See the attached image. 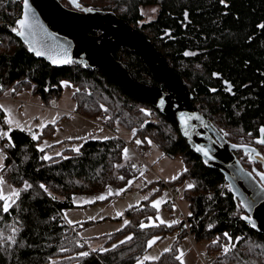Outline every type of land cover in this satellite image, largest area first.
<instances>
[{"label":"trees","instance_id":"obj_1","mask_svg":"<svg viewBox=\"0 0 264 264\" xmlns=\"http://www.w3.org/2000/svg\"><path fill=\"white\" fill-rule=\"evenodd\" d=\"M60 1L71 7L69 0ZM23 2L0 0V98L9 91L17 94L29 90L48 104L61 95L63 81L71 82L76 87L77 114L110 127L135 131L142 147H149L152 140L166 155H183L186 170L173 184L185 178H191L193 184L185 193L191 215L178 225L182 228L180 237L211 240L207 248L212 256L210 264H264V234L243 219L245 209L221 171L204 165L167 116L157 112L156 121H148L152 105L102 70L77 63L56 67L36 58L13 31L20 30ZM80 3L91 9L113 11L143 32L192 91L198 110L229 141L254 145L264 157V146L256 141L264 127V28L260 27L264 25V0ZM153 5L160 8L159 13L146 21L142 7ZM115 57L134 79L161 85L128 47L117 49ZM227 83L232 86L230 91ZM0 122V131L9 130L1 108ZM55 127L47 125L38 139L17 128H11L6 136L8 147L2 170L7 182L20 191V197L8 212L3 211L4 202L0 201V264H139L149 249V240L164 236L177 225L148 224L155 209L143 203L127 210L128 224L111 234L102 248L86 250L87 243L79 237L77 226L68 222L64 210L74 206V194L99 192L110 182H127L137 175L136 165L127 162L119 169L121 176L113 175L115 165L123 160L126 144L112 132L107 139L93 134L79 138V152L65 147L61 155L43 159L48 149L41 151L39 143L44 136L53 134ZM66 141L57 146L66 145ZM235 153L246 168L251 169L246 166L251 164L260 168L262 163H252L244 151ZM25 184L31 188L25 189ZM142 223L146 227L141 228ZM9 236L16 242L7 240ZM225 245H230L231 251L225 253ZM82 252L89 255L82 256ZM176 255L174 247L158 261L180 262Z\"/></svg>","mask_w":264,"mask_h":264},{"label":"water","instance_id":"obj_2","mask_svg":"<svg viewBox=\"0 0 264 264\" xmlns=\"http://www.w3.org/2000/svg\"><path fill=\"white\" fill-rule=\"evenodd\" d=\"M69 3L71 7L60 0H28L30 27L22 29L25 35L19 37L29 51L56 67L77 63L86 68L100 69L136 97L147 100L158 113L178 126L204 165L221 171L245 209L243 219L248 217L244 220L264 234V179H261L264 172L259 171L258 177L255 176L235 153L242 150L251 160L262 161L264 166L261 150L254 145L229 141L194 105L192 91L167 57L128 20L113 11L85 7L80 0H75V3L69 0ZM24 13L23 2L21 19ZM123 47L138 55L161 85L134 79L125 64L115 57L116 50ZM37 51L42 55H37ZM66 57L70 63L63 62ZM262 135L260 131L256 141Z\"/></svg>","mask_w":264,"mask_h":264},{"label":"rangeland","instance_id":"obj_3","mask_svg":"<svg viewBox=\"0 0 264 264\" xmlns=\"http://www.w3.org/2000/svg\"><path fill=\"white\" fill-rule=\"evenodd\" d=\"M142 12L144 19L149 21L156 17L158 6H144ZM62 85L61 95L54 98L49 105L44 103L41 96L33 95L29 90L17 94H12L9 91L4 94V99L0 100V105L3 106L1 109L6 113V120L11 118L19 122V127L16 123L11 125L8 123L9 130L23 128L32 136L35 134L38 137L47 125H56L54 133L44 136L39 143L40 148L48 149L46 156L50 157L58 153L61 154L65 147L79 148L81 142L78 139L88 136L87 134L90 132H93L91 134L95 138L112 135L97 121L95 123L81 121L82 117L76 116L75 113L77 109V102L74 98L75 85L68 81H63ZM12 96L17 99H30V102H15L7 98ZM5 109L10 111H5ZM9 130L6 129L3 132L8 133ZM118 131L124 140L133 141L136 149L142 148L141 143H137L138 140L141 141L140 137H135L132 130L119 128ZM64 140H67L66 145L57 146ZM148 148L150 154L146 160L150 166L141 164L135 151L126 144L127 156L124 154L122 162L115 165L113 175L121 176L122 173L119 169L127 162H134L137 175L123 184L110 182L99 192L74 194L72 198L74 206L65 209L64 215L68 221H72L71 224L77 226L79 237L87 243L86 250H97L103 247L111 234L126 227L129 222L127 210L143 203L153 207L155 201H161L158 208L153 207L155 213L148 224L160 223L171 225V227L177 225V228H172L160 238H151L149 242L154 239L156 242L149 247L140 261L163 264L158 260L166 250L175 247L176 256H179L181 252L184 253L182 257L184 264H204L199 253L203 256L208 255L207 248L211 240L206 238L197 240L189 235L180 237L182 228L178 227L191 214L190 203L185 193L189 185L193 184L192 179L185 178L177 182L176 185L173 184L186 170L185 159L181 154L166 155L154 142L149 143ZM3 162L4 157H0L1 167ZM161 182L167 183V185L162 186ZM141 186H145V188L140 189ZM15 189L18 191L17 188ZM100 196H104L105 199H97ZM161 220L165 223H161ZM177 221L178 223H174ZM145 257H158V259L146 260ZM170 264H181V261Z\"/></svg>","mask_w":264,"mask_h":264},{"label":"snow or ice","instance_id":"obj_4","mask_svg":"<svg viewBox=\"0 0 264 264\" xmlns=\"http://www.w3.org/2000/svg\"><path fill=\"white\" fill-rule=\"evenodd\" d=\"M73 2L75 3V0H73ZM76 6L79 7V4H77ZM24 8H25L24 18L20 19L18 21L21 30L13 28V31H16L17 34L20 35V36H24L25 35V32L22 29L30 27V25L28 23V12H27L28 0H24ZM89 11H91V9H89ZM153 11H155V10H153ZM260 27L264 28V25H261ZM36 54L37 55H42V53L39 52V51H37ZM185 55H192V53H185ZM53 62H56V61L54 60ZM63 62L64 63H70L71 60L66 57ZM0 87H2V86H0ZM13 91H15V89H13ZM2 107L3 106L0 105V108H2ZM5 111H10V110L9 109H5ZM105 111H107V109H105ZM197 118H199V117H197ZM182 119H183V117H182ZM8 123L10 125L13 124V123H16V125L19 127V122L14 121L11 118L8 120ZM52 123H55V121H52ZM21 130H24V129L21 128ZM260 131H261L262 134H264V128H261ZM0 136H8V133L0 131ZM9 139H10V137H9ZM33 139H38V137L35 134H33ZM105 139H107V137H105ZM257 142L261 143V144H264V135H262L261 138ZM137 143L139 144V143H141V141L138 140ZM149 143H151V141H149ZM40 150L43 151V148H41ZM75 151L79 152V148H76ZM198 151H204V150L203 149H198ZM124 154H125V156H127V149L124 150ZM205 154H207V153H205ZM57 155H61V154L58 153ZM43 159L49 160V159H51V157L50 156H44ZM261 179H264V174L261 175ZM4 183H5V181H4L3 177L0 176V201L4 202L3 203V211L4 212H8L9 209L11 208L12 204L15 203V200H17L20 197V191H17V190L13 189L8 194H5L4 191H3V187H2L4 185ZM40 187L44 188V185H40ZM189 187H192V185H189ZM27 188H31V185L25 184V189H27ZM45 191H47L46 188H45ZM97 199H101L102 200V199H105V197L104 196H100V197H97ZM160 203H161V201H155L154 204H153V207H157L158 208ZM149 219H151V218H149ZM244 219H248V217H244ZM68 222L70 224L72 223V221H68ZM161 223H165V222L161 220ZM174 223H178V221L174 222ZM169 226H171V225H169ZM143 227H146V225H144L142 223L141 224V228H143ZM14 231H15V229H14ZM224 235L228 236L227 233H225ZM6 239L12 241V243L16 242L15 238L12 237V236L7 237ZM127 239L131 240L132 237L130 236ZM228 239H229V241H231L232 238L228 237ZM155 242H156L155 239L150 241L149 242V247H151L153 244H155ZM218 242L219 241H214V243H218ZM121 243H124V241H122ZM166 251H170V250H166ZM229 251H231V246L230 245H225L224 246V252L227 253ZM80 255L87 257L89 255V253L88 252H82ZM183 255H184V253L181 252L179 256L175 257V259L181 261V264H184L183 259H182ZM144 259H146V260L147 259H153L154 260V259H158V257H145ZM139 264H143V261H140Z\"/></svg>","mask_w":264,"mask_h":264},{"label":"built area","instance_id":"obj_5","mask_svg":"<svg viewBox=\"0 0 264 264\" xmlns=\"http://www.w3.org/2000/svg\"><path fill=\"white\" fill-rule=\"evenodd\" d=\"M7 98L10 99V100H12V101H15V102H22V103H29L30 102V99H17L14 96L7 97ZM2 99H4V98L3 97L0 98V100H2ZM49 104L50 103H48V105ZM156 113H157L156 110H154V109L151 110L149 112V119H148V121L155 122L156 119H157L156 118ZM99 124L101 125L102 128L109 130L114 135H116L117 137L121 138L125 142V144H127L129 147H131L135 151L136 156L138 158V161L141 164H145L147 166H150L149 163L146 160L147 156L150 154V150H149L148 147H142L140 150L139 149H136L134 147V142L133 141L132 142H129V141L124 140L122 134L118 131V129L116 127H110V126H108V125H106L104 123H99ZM0 127H1V122H0ZM1 131H3V130L1 129ZM133 132L135 134V131H133ZM7 147H8V141L6 140V136H0V157H5V153H6V148ZM144 188H145V186H141L140 187V189H144ZM65 222L67 223L66 220H65ZM199 257L202 259V261H203L204 264H210V262L212 261V256H210L209 254L203 256L201 253H199Z\"/></svg>","mask_w":264,"mask_h":264},{"label":"crops","instance_id":"obj_6","mask_svg":"<svg viewBox=\"0 0 264 264\" xmlns=\"http://www.w3.org/2000/svg\"><path fill=\"white\" fill-rule=\"evenodd\" d=\"M76 113V112H75ZM77 114V113H76ZM76 116H78V117H82V120L81 121H90V122H96L95 120H93V119H91V118H89V117H86V116H83V115H81V114H77ZM80 120V119H79ZM107 130V129H106ZM109 131V130H108ZM110 132V131H109ZM91 133H93V132H90L89 134H87V135H90ZM3 165H2V167L0 166V176H2L3 177V179H4V181H5V183H4V185L2 186L3 187V191H4V193L5 194H8L9 192H11L13 189L14 190H16L15 189V187H13L9 182H7V180L5 179V177H4V173H3ZM191 239V238H190Z\"/></svg>","mask_w":264,"mask_h":264},{"label":"flooded vegetation","instance_id":"obj_7","mask_svg":"<svg viewBox=\"0 0 264 264\" xmlns=\"http://www.w3.org/2000/svg\"><path fill=\"white\" fill-rule=\"evenodd\" d=\"M159 10H160V8L158 7V12H157V15H158V13H159ZM157 15H156V17H157ZM228 86V89H229V91L232 89V86H230V84H228L227 85ZM261 163H262V161H260ZM252 163H258V161H252ZM246 166H249V167H251V169H249V170H251L254 174H255V176H257V172H259V171H261V172H264V166H263V163L262 164H260V168L258 167V165H256V164H251V165H246ZM248 169V168H247ZM258 177V176H257Z\"/></svg>","mask_w":264,"mask_h":264},{"label":"bare ground","instance_id":"obj_8","mask_svg":"<svg viewBox=\"0 0 264 264\" xmlns=\"http://www.w3.org/2000/svg\"><path fill=\"white\" fill-rule=\"evenodd\" d=\"M64 225H67V224H64ZM69 225V224H68Z\"/></svg>","mask_w":264,"mask_h":264}]
</instances>
